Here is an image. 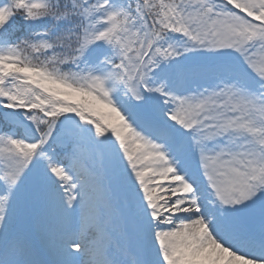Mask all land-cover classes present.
Segmentation results:
<instances>
[{
	"label": "snow or ice",
	"instance_id": "6c2138e0",
	"mask_svg": "<svg viewBox=\"0 0 264 264\" xmlns=\"http://www.w3.org/2000/svg\"><path fill=\"white\" fill-rule=\"evenodd\" d=\"M0 264H264V0H0Z\"/></svg>",
	"mask_w": 264,
	"mask_h": 264
}]
</instances>
